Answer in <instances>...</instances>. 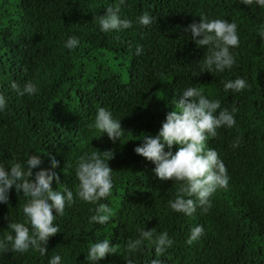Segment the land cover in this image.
Instances as JSON below:
<instances>
[{"label":"trees","instance_id":"16d2710c","mask_svg":"<svg viewBox=\"0 0 264 264\" xmlns=\"http://www.w3.org/2000/svg\"><path fill=\"white\" fill-rule=\"evenodd\" d=\"M113 3L0 0V93L6 97L0 111V163L25 162L37 153L41 168L50 170L55 158L60 183L74 192V203L54 221L60 231L49 238L45 255L9 250L0 252V264H48L55 254L61 255V264H88V248L104 238L117 253L97 264H126V258L135 264L156 258L162 264H264V40L258 34L264 8L241 0H125L123 17L135 21L148 12L156 19L148 26L133 23L123 31L101 32L96 18ZM201 13L237 23L239 47L231 70L210 73L201 68L207 48H198L191 33L184 32L188 24L199 22ZM69 36L79 40L75 49L65 47ZM238 76L249 87L225 91L223 84ZM13 81L21 87L32 81L38 93L18 95ZM188 86L220 100L221 108L237 109L235 126L219 128L206 144L223 161L228 186L212 194L207 211L197 206L191 216L168 206L180 194L181 182L161 181L154 164L134 152L143 133L159 131L174 109L176 93ZM99 107L121 119L127 136L122 144L88 127ZM98 150L114 153L109 160L113 191L103 201L113 215L106 225L90 222L96 205L75 196V162ZM52 187L63 190L55 180ZM27 199L13 187L8 204H0V238L11 232L8 222L26 223ZM197 224L204 232L188 244L190 229ZM141 228L153 229L154 235L167 231L172 246L159 257L148 242L127 253L125 244Z\"/></svg>","mask_w":264,"mask_h":264},{"label":"clouds","instance_id":"9594fccd","mask_svg":"<svg viewBox=\"0 0 264 264\" xmlns=\"http://www.w3.org/2000/svg\"><path fill=\"white\" fill-rule=\"evenodd\" d=\"M253 2L264 8V0H241L244 5H252ZM124 3L125 0H114V3L106 8V14L96 18L101 32L123 31L131 28L133 23L148 26L156 19L148 12L142 13L135 21L123 17L121 6ZM199 17V22L188 24L184 32L191 33V40L198 48H207L201 68L210 73L231 70L236 64L234 49L239 47L237 23L221 18H209L203 13ZM258 34L264 40V26L258 30ZM78 44L77 37L69 36L65 47L72 50ZM135 51L140 54L142 46L138 45ZM11 87L21 96L38 93V85L32 81H26L22 87L13 81ZM223 87L225 91L238 93L247 89L249 84L246 79L238 76L227 80ZM176 96L178 99L174 97L172 100L174 109L167 112L159 131L155 135L143 133L140 139L142 143L134 148V152L154 164L153 172L161 181L181 182L180 194L169 200L168 206L174 212L191 216L197 206L207 211L211 207L212 194L217 189H226L228 186L229 177L223 161L217 151L206 147V144L210 137L217 136L219 128L235 126L234 113L237 109L221 108L220 100L210 99L196 86H188L179 94L176 93ZM5 107L6 97L0 93V111ZM88 127L102 134L106 133L114 143H121L127 137L121 127V119L116 118L104 107L96 110L94 120ZM174 145L175 152L172 151ZM113 156L111 150L86 152L78 157L74 166L78 180L75 196L96 205L89 220L100 225H106L113 215L109 204L103 202L113 191V169L109 166V160ZM41 163L40 154L37 153L30 154L25 162L13 161L10 166L0 163V204H8L9 192L13 187L29 198L23 205L26 223L8 222L11 232L0 238V252L11 250L24 253L31 249L38 251L42 256L45 255L49 238L60 231L59 225L54 221L64 215L66 205L74 203L73 190L61 184L59 175L54 171L59 161L51 158L50 170L41 168ZM33 169H37L35 174ZM54 180L57 185L62 186V191L53 189ZM203 232L202 225L193 226L186 242L192 244ZM145 242L154 245L157 257L164 254L173 243L167 231L154 235L153 229L141 228L136 239L127 241L125 249L127 253L133 254L139 251ZM113 253H117L116 246L110 243V239L104 238L91 244L85 260L88 264H97L106 255ZM61 260V255L55 254L49 258L48 264H61ZM124 260L126 264H135L132 258ZM150 264H162V261L156 258L152 259Z\"/></svg>","mask_w":264,"mask_h":264}]
</instances>
